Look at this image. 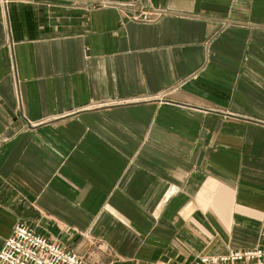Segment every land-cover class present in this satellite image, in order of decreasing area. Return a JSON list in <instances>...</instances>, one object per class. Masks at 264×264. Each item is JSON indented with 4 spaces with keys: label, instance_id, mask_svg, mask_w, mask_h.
<instances>
[{
    "label": "crops",
    "instance_id": "1",
    "mask_svg": "<svg viewBox=\"0 0 264 264\" xmlns=\"http://www.w3.org/2000/svg\"><path fill=\"white\" fill-rule=\"evenodd\" d=\"M105 1L0 0V247L18 221L90 264L264 245V0Z\"/></svg>",
    "mask_w": 264,
    "mask_h": 264
},
{
    "label": "built area",
    "instance_id": "2",
    "mask_svg": "<svg viewBox=\"0 0 264 264\" xmlns=\"http://www.w3.org/2000/svg\"><path fill=\"white\" fill-rule=\"evenodd\" d=\"M101 5L113 2L99 0ZM155 13L143 10L134 16L138 21H151ZM0 264H90L79 254L37 233L22 221L13 226L0 247ZM191 264H264V245L231 249L221 255H200Z\"/></svg>",
    "mask_w": 264,
    "mask_h": 264
},
{
    "label": "rangeland",
    "instance_id": "3",
    "mask_svg": "<svg viewBox=\"0 0 264 264\" xmlns=\"http://www.w3.org/2000/svg\"><path fill=\"white\" fill-rule=\"evenodd\" d=\"M264 241V240H263Z\"/></svg>",
    "mask_w": 264,
    "mask_h": 264
}]
</instances>
